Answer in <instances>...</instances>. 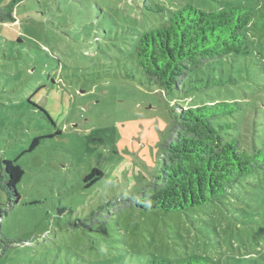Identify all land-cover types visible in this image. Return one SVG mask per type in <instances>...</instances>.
<instances>
[{"label": "rangeland", "instance_id": "obj_1", "mask_svg": "<svg viewBox=\"0 0 264 264\" xmlns=\"http://www.w3.org/2000/svg\"><path fill=\"white\" fill-rule=\"evenodd\" d=\"M187 3L248 7L252 21L264 14V0H21L16 20L0 22V159L25 171L17 202L0 188L11 240L0 264H161L195 255L206 264H264V169L223 202L100 208L159 174L180 106L239 100L235 132L263 144L264 27L249 29L252 52L241 65L216 70L224 84L146 83L137 38ZM93 168L103 176L86 186Z\"/></svg>", "mask_w": 264, "mask_h": 264}, {"label": "trees", "instance_id": "obj_2", "mask_svg": "<svg viewBox=\"0 0 264 264\" xmlns=\"http://www.w3.org/2000/svg\"><path fill=\"white\" fill-rule=\"evenodd\" d=\"M13 0L0 6V22L15 21ZM264 27V14L252 21L248 7L229 5L204 10L187 3L172 11L170 23L142 32L137 38L138 64L146 83L163 90L182 89L196 83L204 86L224 84L217 77L224 65H241L251 54L249 29ZM230 81L235 82L232 77ZM239 100H215L195 106H180L169 137L164 142L160 172L155 179L130 195L108 198L105 205L159 208L176 211L211 201L223 202L246 176L264 169V140L255 136L244 139L235 129L240 125L237 113L244 110ZM49 120V113L45 111ZM232 117V118H231ZM174 132V133H173ZM36 136L30 149L36 147ZM15 160L0 159V188L21 195L17 184L24 175ZM103 176L93 168L86 174V186ZM11 201V200H10ZM4 211L0 209V217ZM11 240L6 238L0 222V249L5 251ZM2 243V244H1ZM202 255L182 259H161V264H206Z\"/></svg>", "mask_w": 264, "mask_h": 264}]
</instances>
